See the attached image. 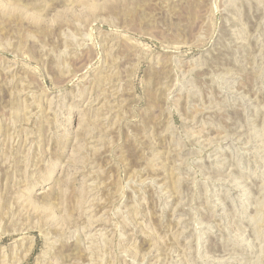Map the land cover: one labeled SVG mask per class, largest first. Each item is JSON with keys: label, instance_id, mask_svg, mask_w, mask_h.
Listing matches in <instances>:
<instances>
[{"label": "rangeland", "instance_id": "1", "mask_svg": "<svg viewBox=\"0 0 264 264\" xmlns=\"http://www.w3.org/2000/svg\"><path fill=\"white\" fill-rule=\"evenodd\" d=\"M0 264H264V0H0Z\"/></svg>", "mask_w": 264, "mask_h": 264}]
</instances>
